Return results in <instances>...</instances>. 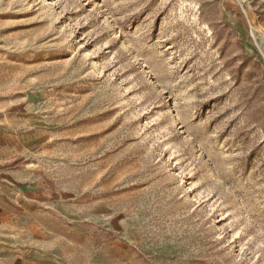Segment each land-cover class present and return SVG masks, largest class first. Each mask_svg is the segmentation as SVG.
Masks as SVG:
<instances>
[{"label": "rangeland", "instance_id": "1", "mask_svg": "<svg viewBox=\"0 0 264 264\" xmlns=\"http://www.w3.org/2000/svg\"><path fill=\"white\" fill-rule=\"evenodd\" d=\"M264 0H0V264H264Z\"/></svg>", "mask_w": 264, "mask_h": 264}, {"label": "built area", "instance_id": "2", "mask_svg": "<svg viewBox=\"0 0 264 264\" xmlns=\"http://www.w3.org/2000/svg\"><path fill=\"white\" fill-rule=\"evenodd\" d=\"M240 4H241L243 13L245 15V18H246L248 26H249L250 36L254 40L255 45L257 46V49H258V51L261 55V58L263 60V63H264V47H262L258 41V36H257L258 31L256 29L257 28L256 22H255V20H252V18L250 17L245 5L241 1H240Z\"/></svg>", "mask_w": 264, "mask_h": 264}]
</instances>
